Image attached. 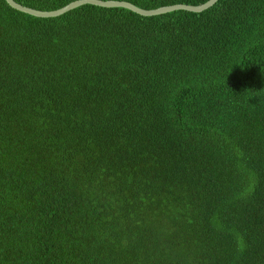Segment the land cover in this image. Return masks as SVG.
<instances>
[{"label":"trees","instance_id":"16d2710c","mask_svg":"<svg viewBox=\"0 0 264 264\" xmlns=\"http://www.w3.org/2000/svg\"><path fill=\"white\" fill-rule=\"evenodd\" d=\"M0 264H264V0H0Z\"/></svg>","mask_w":264,"mask_h":264},{"label":"water","instance_id":"95a60500","mask_svg":"<svg viewBox=\"0 0 264 264\" xmlns=\"http://www.w3.org/2000/svg\"><path fill=\"white\" fill-rule=\"evenodd\" d=\"M217 1L218 0H209L208 2L200 6H196V7L186 6V5H174V6H169V7L158 8L156 10H142L126 2H117V1L103 2L99 0H79V1L72 2L68 4L67 6L59 10H56V11L41 12V11H36V10L23 7L17 4L16 2H14L13 0H5L8 6L12 8L13 10H16L18 12H21V13H24V14H27V15H30L36 18H44V19L59 17L73 9H76L84 5H93V6H97L100 8H106V9L123 8L137 15L143 16V17L159 16L162 14H167V13L179 11V10H183V11H187L191 13H201L211 8Z\"/></svg>","mask_w":264,"mask_h":264},{"label":"clouds","instance_id":"9594fccd","mask_svg":"<svg viewBox=\"0 0 264 264\" xmlns=\"http://www.w3.org/2000/svg\"><path fill=\"white\" fill-rule=\"evenodd\" d=\"M237 250L241 251V252L244 250V243H243V237L242 236H238V238H237Z\"/></svg>","mask_w":264,"mask_h":264}]
</instances>
